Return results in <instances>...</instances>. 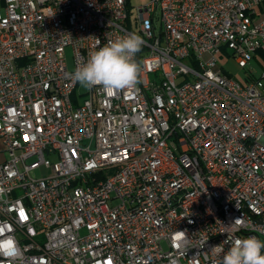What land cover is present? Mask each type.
<instances>
[{
	"label": "built area",
	"instance_id": "obj_1",
	"mask_svg": "<svg viewBox=\"0 0 264 264\" xmlns=\"http://www.w3.org/2000/svg\"><path fill=\"white\" fill-rule=\"evenodd\" d=\"M135 10L0 0V264H220L234 238L264 241V67L220 64L264 53V0ZM130 33L136 86L75 97L76 67Z\"/></svg>",
	"mask_w": 264,
	"mask_h": 264
},
{
	"label": "clouds",
	"instance_id": "obj_2",
	"mask_svg": "<svg viewBox=\"0 0 264 264\" xmlns=\"http://www.w3.org/2000/svg\"><path fill=\"white\" fill-rule=\"evenodd\" d=\"M142 46L143 39L136 33L108 40L103 47L90 52L87 61L78 65L70 78L74 83L78 82L87 89L98 86L107 93L132 89L138 83L142 71L136 58ZM178 233L179 239L185 235L183 232ZM9 240L12 241V238L0 240V255H10V250L3 247ZM12 244L15 247L14 241ZM262 250H264V241L255 235L243 239L234 238L220 264H264Z\"/></svg>",
	"mask_w": 264,
	"mask_h": 264
},
{
	"label": "rangeland",
	"instance_id": "obj_3",
	"mask_svg": "<svg viewBox=\"0 0 264 264\" xmlns=\"http://www.w3.org/2000/svg\"><path fill=\"white\" fill-rule=\"evenodd\" d=\"M148 0H131V16H134L136 13V6L139 4H144ZM134 30L138 31L137 26H133ZM68 62L69 66H73V56L71 49H68ZM262 62L264 63L263 59ZM220 64L223 66L224 70L231 76L243 81L245 80L248 76H259L260 73L263 70L262 65L257 61V60H252L251 63L246 67L242 68L238 65V63L231 57L228 56H220ZM87 90V88L81 86L79 84V87L76 89L75 92V97L78 96V93H84ZM84 95V94H82ZM42 173L41 171H37L36 175L40 176Z\"/></svg>",
	"mask_w": 264,
	"mask_h": 264
},
{
	"label": "snow or ice",
	"instance_id": "obj_4",
	"mask_svg": "<svg viewBox=\"0 0 264 264\" xmlns=\"http://www.w3.org/2000/svg\"><path fill=\"white\" fill-rule=\"evenodd\" d=\"M177 239H179V237H177ZM3 247H4L5 249L10 250L9 254H11V251L14 249L13 244H12V241H10V240L7 241V242L3 245Z\"/></svg>",
	"mask_w": 264,
	"mask_h": 264
},
{
	"label": "crops",
	"instance_id": "obj_5",
	"mask_svg": "<svg viewBox=\"0 0 264 264\" xmlns=\"http://www.w3.org/2000/svg\"><path fill=\"white\" fill-rule=\"evenodd\" d=\"M254 60H257L261 65H262V67H264V63L262 62V56L261 55H257L256 57H255V59ZM264 61V60H263ZM249 77V76H248ZM247 79V78H246ZM245 79V80H246Z\"/></svg>",
	"mask_w": 264,
	"mask_h": 264
},
{
	"label": "trees",
	"instance_id": "obj_6",
	"mask_svg": "<svg viewBox=\"0 0 264 264\" xmlns=\"http://www.w3.org/2000/svg\"><path fill=\"white\" fill-rule=\"evenodd\" d=\"M128 5H129V7H131V0H128ZM259 55H261L262 56V59L264 60V53L263 52H259ZM253 76L251 75V78H252ZM247 79H249V77H247Z\"/></svg>",
	"mask_w": 264,
	"mask_h": 264
}]
</instances>
